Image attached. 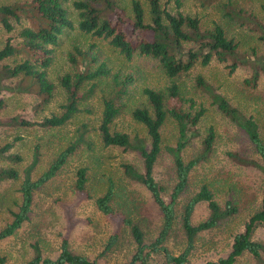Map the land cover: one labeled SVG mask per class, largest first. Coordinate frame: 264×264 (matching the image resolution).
Here are the masks:
<instances>
[{
  "label": "rangeland",
  "instance_id": "1",
  "mask_svg": "<svg viewBox=\"0 0 264 264\" xmlns=\"http://www.w3.org/2000/svg\"><path fill=\"white\" fill-rule=\"evenodd\" d=\"M28 1L0 0V5L17 4L25 10ZM117 1L129 11L130 0ZM179 1V8L184 13L198 15L202 28L220 24L226 34L238 42L234 55H229L226 60L213 56L207 64L197 61L186 72L170 78L155 59L139 54L127 58L107 39L73 28L59 37L47 68L49 78L56 85L51 96L40 94L28 77L4 76L1 79L0 170H11L15 174L0 178V228L18 210L20 184L26 174L35 179L62 149L74 145V150L56 174L33 190L28 219L14 234L0 239V255L7 262L25 264L34 253V243L43 255L53 256L59 250L62 237L67 236L72 250L95 258L99 264H127L136 243L129 225L120 222V216L124 214L140 225L144 241H151L157 235L162 222L161 212L149 190L128 176L124 169L127 163L138 170L143 169L140 152L133 147L105 145L98 129L103 97L119 87L125 89L120 96L123 106L111 129L126 132L131 141L142 137L149 145L146 127L132 116L136 107L145 106L152 112L143 93L145 86L164 93L166 109L176 107L194 114L204 108L199 120L188 125L190 139L180 152L185 161L198 155L201 157L190 170L187 184L175 206L176 229L168 241L173 253H179L186 245V238L179 228L184 204L203 183H207L221 207L230 202L237 211L220 219L216 226L198 233L189 253L190 264H205L207 260L225 256L231 248L233 235L243 230L246 220L260 207L263 158L248 135L212 102L210 92L196 84V77L202 76L214 91L223 94L242 114L251 115L258 123L264 142V69H259L255 81L250 80L257 58H264V0ZM141 2L147 19V2ZM71 3L72 0L67 1L70 15L75 20L76 10ZM162 3L173 11L177 7L176 0H162ZM10 22L13 25L11 30H6L0 22V46L7 38L18 43L19 29L30 23L24 13L19 20L10 18ZM74 44L85 52L88 57L85 63L90 69L105 62L111 73L120 75L122 82L114 87L109 78L97 79L93 92L79 102V110L65 123L52 127L34 123L61 111L66 92L59 84V77L84 65L80 58L76 63L68 58L67 52ZM21 58L22 54L16 53L2 63L12 65ZM232 62L236 63L233 70L230 69ZM126 76L130 77L129 81H123L127 80ZM172 83L178 86L176 96L168 93ZM87 87L89 82H85L82 89ZM19 119L30 123L18 122ZM178 128L176 119L167 112L160 126L161 149L153 167V175L166 200L177 180L170 147L176 144ZM210 128L214 138L210 150L204 152V140ZM80 167L85 168L86 175L82 190L76 185ZM109 184L113 186L115 197L110 202L112 211L105 213L97 206L96 197L102 195ZM208 214L207 202L200 201L193 209L191 220L196 223ZM114 234L117 239L110 244ZM252 237L264 242L263 223L256 226ZM262 257L264 261V251ZM236 263L260 264L249 252L239 256ZM155 264L165 263L156 259Z\"/></svg>",
  "mask_w": 264,
  "mask_h": 264
},
{
  "label": "trees",
  "instance_id": "2",
  "mask_svg": "<svg viewBox=\"0 0 264 264\" xmlns=\"http://www.w3.org/2000/svg\"><path fill=\"white\" fill-rule=\"evenodd\" d=\"M67 1L29 0L28 8L25 10L22 9V5H0V22L6 30L13 28L10 18L19 20L23 13L30 21L29 24L22 25L19 29L20 41L18 43L15 44L11 42L10 38H7L0 46V81L4 76L22 75L28 77L31 83H35L40 94L45 97L51 96L56 85L49 78L47 68L52 62L54 48L59 37L66 30L73 28L107 39L113 48L123 53L127 58L139 54L155 59L170 78L186 72L197 61L207 64L213 56L220 60H226L229 55H234L238 46V42L232 36H228L220 24L216 23L211 28H202L198 15L184 13L179 8V0H176L177 7L174 11L163 4L162 0H146L147 19L141 0H130L129 11L117 0H72L71 4L76 10L75 20L70 15ZM262 8L264 9V3ZM262 38L264 40V34ZM16 53L22 54L19 61L12 65L2 63L5 58ZM67 54L73 63H76L80 58L84 65L81 69H76L72 73L66 72L59 77V84L66 92V101L61 105V111L45 116L42 120L34 123L50 127L65 123L79 110V102L93 92L97 79L109 78V81L110 79L113 81L114 87L122 82L120 75L111 73L105 62L90 69L85 63L88 61V57L79 46L72 45ZM256 64L250 79L252 81L256 80L259 69H264V58H257ZM235 66L236 63L232 62L230 69L233 70ZM126 78L127 80L123 81L130 80L129 76ZM85 82H89V87L82 89ZM196 84L210 92L212 102L248 135L256 151L263 158V163L260 165L263 174L260 207L246 220L243 230L237 231L233 235L229 252L216 260H207L205 264H237V258L246 252L251 253L258 263L264 264L262 257L264 242L252 237L256 226L264 224V142L260 136L258 123L251 115L242 114L223 94L214 91L202 76L196 77ZM111 92L103 97V109L98 124L101 139L105 145L133 147L140 152L143 169L138 170L127 163L124 165L125 172L131 178L140 181L149 190L162 215L157 235L148 242L144 241V233L139 224L126 217V214L120 216V222L129 225L136 243L127 264H155L156 259L165 264H190L189 253L198 233L216 226L220 219L237 211V207L230 202H226L225 206L221 207L207 183H203L199 190L185 202L179 219V228L186 238V245L179 253L175 254L171 251L168 241L170 234L176 229L175 206L178 196L187 184L190 170L201 157L198 155L185 161L180 152L190 139L191 133L188 125L195 124L199 120L204 108L198 109L194 114L176 107L166 109L165 95L162 91L148 86L143 87V93L151 104L152 112L147 107L141 106L133 109L132 116L146 127L149 137L148 145L142 137H135L131 141L126 132L111 129L114 118L122 110L123 103L120 96L122 92H125V89L119 87L112 89ZM168 93L171 96L178 94L176 83L169 85ZM167 112L176 119L179 135L176 144L170 147L177 180L166 200L162 194L161 185L153 175V167L161 149L160 126L163 124ZM18 122L30 123V121L22 119H19ZM213 138L214 132L210 128L204 140V152L210 150ZM73 150L74 145L62 149L35 179L26 174L20 184L21 202L18 210L13 213V218L0 228V239L14 234L23 221L28 219L33 190L53 177ZM14 174L11 170H0V178ZM85 181V168L80 167L77 170L76 179L79 190L84 188ZM114 197L115 191L109 184L106 191L96 197V204L100 210L109 213L112 211L110 202ZM200 201L207 202L209 214L205 219L193 223L192 212ZM116 237L117 234H114L110 244L117 239ZM33 249V255L25 264H99L95 258L72 250L67 236L62 237L59 250L53 256L43 255L35 243ZM0 264L12 263L7 262L6 258L0 255Z\"/></svg>",
  "mask_w": 264,
  "mask_h": 264
}]
</instances>
